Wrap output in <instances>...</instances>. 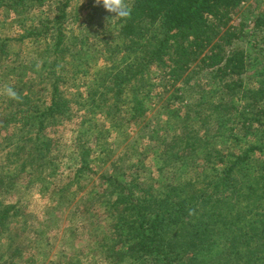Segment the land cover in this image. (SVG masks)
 Listing matches in <instances>:
<instances>
[{"label":"trees","instance_id":"16d2710c","mask_svg":"<svg viewBox=\"0 0 264 264\" xmlns=\"http://www.w3.org/2000/svg\"><path fill=\"white\" fill-rule=\"evenodd\" d=\"M72 1L0 0V21L21 24L16 12L38 11L31 25H18V38L0 39V68L6 48L19 43L33 56L29 68L47 70L19 86V99L0 97V264H43L38 231L26 234L32 214L22 198L38 187L49 201L43 223L62 216L106 163L79 129L94 132L104 150L109 134L113 145L128 136L158 87L152 71L173 89L160 129L130 149L135 168L104 172L83 191L90 203L80 226L95 260L264 264V86L249 82L264 77V1L247 35L245 23L230 24L249 0H126L130 16L111 20L100 38L113 58L104 73L92 71L85 40L65 32ZM69 122L79 126L72 137L78 163L64 172L57 158ZM155 166L156 178L142 179L143 168ZM67 227L58 264H79L81 234Z\"/></svg>","mask_w":264,"mask_h":264},{"label":"rangeland","instance_id":"374dc122","mask_svg":"<svg viewBox=\"0 0 264 264\" xmlns=\"http://www.w3.org/2000/svg\"><path fill=\"white\" fill-rule=\"evenodd\" d=\"M263 1L264 0H249L233 16L230 25L238 26L239 23H245L246 26H249L252 22L253 16L259 10L258 6ZM98 3L99 0H73L70 3L68 9L69 17L66 19L64 27L65 32L69 37L71 36L78 40L83 38L85 40L84 42L86 44L85 46L87 48L88 56L90 57L89 62L92 71L104 73V71H107L108 67L111 65V61L113 62V58L109 56V53H104L108 51H106V48L101 44L100 38L102 36V32L105 29L110 28L109 24L111 25L115 21H111L114 19V14L108 13L102 5H97ZM37 12L38 11L16 12L15 15L18 14L17 19H19L21 24H16L15 21H0V39L18 38L22 33L18 25H22L23 23L26 25H31L35 21L34 15L36 16ZM4 15L6 16L7 12L6 14L2 13L3 17ZM251 29L252 28H250V26L245 28L244 33L250 35L252 32ZM255 37L257 38L258 36L253 35V38ZM253 38H247L246 41H252ZM246 44L247 42L245 44L240 43V45L245 48L247 47ZM6 49L9 52V55L5 58V62L2 63V67L0 68V97L7 95L4 91L5 88L12 87L15 91H17L19 86L23 84L30 86L36 82V77L39 76L41 78L40 75L47 71L46 68L41 64L44 60H48L45 59L46 56L43 59L38 60L41 64L38 68L31 69L29 68V64H33V56L28 54V51L24 50L23 46H21L19 43H13ZM152 72H154L153 79H158V87L155 88V90H153L152 94L150 95L152 101L150 102V106L147 109L148 112L144 118L140 120V124L133 128L128 136L120 140L115 139L117 143L113 145L111 142V137H113L115 133L113 132L111 135L109 134L105 141L107 148L104 150V147L102 149L100 146H97V139L93 134L94 132L88 128L79 129L81 135H83L82 133L91 135L90 139L88 137L86 139L95 144V148L92 150V153H97L98 151L102 150L104 151L106 163L105 166H103L96 173L93 181L85 186L86 188H82L80 190V193L77 195L76 199L70 205H64V212L61 213L62 216H60V213H54L51 221L49 220V217L47 218V222L43 223L44 220L42 217L45 210V204L46 202L49 203V201H47L48 197L45 193L40 194L38 187H30L29 191L27 192V196L22 198L21 201L24 204H27V210L32 214V217L30 216V221L27 225L29 232L26 234L31 236L32 231H38L39 247L40 249H43V252L45 253L43 254L44 258L42 259L43 264H58L60 261H65V258H60V256H64L63 251L65 249L64 243L62 241L67 231L63 229L67 226L68 232H72L73 230L76 232V235L81 234L79 239L82 240L80 243H78V247L82 249L83 255L76 259L78 260L79 264H104L100 255L96 256L98 261L95 260L93 252L91 251L92 247L90 246V240L87 238V230H83L84 227L80 226V224L86 223L85 219L79 218L80 214L85 209V206H88L90 203V200L87 199L83 191H91L92 183L98 182V177L104 172L111 173L113 170H116L115 172H119L121 169H125L127 171L128 169H131L130 167L135 168L138 157L130 149L137 147L140 148V145H143V142H146L144 135L149 132L148 130L152 131L153 129H160L157 123L160 121V119L165 117V115H161L166 112V106L164 103L171 95L173 89L171 90L170 86H164L166 82L160 79V72ZM151 76L152 75H150V78ZM88 81L89 80H87V82ZM252 81L261 83L264 86V77L249 80V82L253 83ZM72 82H74V80H71V83ZM75 82L77 84L79 83L80 85L81 83H84V80L80 79L76 80ZM75 88L72 87L70 89L69 93L72 92L71 96L74 94V92H76ZM82 90L83 89L81 88V91ZM26 93L27 91H24L23 95H26ZM242 102V100H238L237 105L242 106L245 103ZM2 122L3 119H1V123ZM150 125H152V127H150ZM144 127L147 129V132L145 131ZM78 128L79 126L72 125L70 122L68 123L67 130L71 129L70 132H68V139L66 141L68 144L66 147H64L57 158L58 168H63L64 170L66 167L73 165L75 166V164L78 163L72 149V143L74 142L72 141V137L75 136ZM124 130H128L130 132L129 127L124 128ZM262 156H264V154ZM151 161H153L156 165L155 160L152 159ZM156 169L157 166L152 167V169L144 167L141 174L142 179L152 182L153 178L155 179L158 175ZM66 238L67 241H74L72 238L68 239V236ZM65 255H67V253Z\"/></svg>","mask_w":264,"mask_h":264},{"label":"clouds","instance_id":"9594fccd","mask_svg":"<svg viewBox=\"0 0 264 264\" xmlns=\"http://www.w3.org/2000/svg\"><path fill=\"white\" fill-rule=\"evenodd\" d=\"M97 5H102L103 8L110 14H114V19H126L131 14V8L126 3V0H99ZM7 96L11 99H19L16 91L12 87L4 89Z\"/></svg>","mask_w":264,"mask_h":264}]
</instances>
